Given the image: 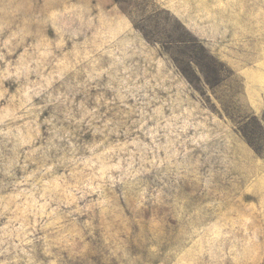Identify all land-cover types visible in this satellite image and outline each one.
<instances>
[{
	"label": "rangeland",
	"instance_id": "rangeland-1",
	"mask_svg": "<svg viewBox=\"0 0 264 264\" xmlns=\"http://www.w3.org/2000/svg\"><path fill=\"white\" fill-rule=\"evenodd\" d=\"M0 264H264V0H0Z\"/></svg>",
	"mask_w": 264,
	"mask_h": 264
}]
</instances>
